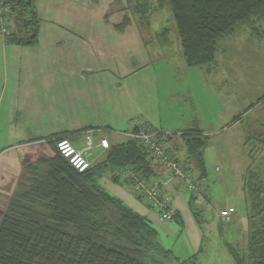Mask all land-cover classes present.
<instances>
[{
    "label": "rangeland",
    "instance_id": "rangeland-1",
    "mask_svg": "<svg viewBox=\"0 0 264 264\" xmlns=\"http://www.w3.org/2000/svg\"><path fill=\"white\" fill-rule=\"evenodd\" d=\"M89 1L95 7V15L87 11L78 15L81 21L74 14L65 16L64 24L59 21L62 25L53 22L67 35L73 33L72 28L79 30L76 32L80 36L74 33L77 37L74 41L65 38L66 41L53 44L44 41L40 43L42 46L29 47L31 113L17 118L16 114L1 116L0 121V208H4L14 193L22 159L35 140L53 135L81 136V132L88 131L86 137L91 133L94 136L90 130L107 133L110 126L104 122L109 118L105 105L127 87L121 79L129 77L132 71L138 74L146 60H151L165 81L160 80L159 89L167 124L171 128L180 126L181 130L189 125L209 138L205 150L208 184L204 187L208 199L192 203L203 236L202 252L193 264H236L231 248L243 253L253 216L247 193L251 173L260 175L258 180L263 181L264 191V50L259 48L256 54L230 57V64L223 65L230 75L222 83L218 69L208 74L200 68L188 71L180 65L183 52L168 6L158 8L157 12L150 9L144 18L134 7L136 0ZM126 21L122 31L119 27ZM254 25L264 27L260 23ZM165 30L169 32L166 42L169 44L161 41L165 40ZM162 46H166L163 56L156 59L155 50ZM232 53L234 50L229 55ZM25 62V59L17 61ZM164 65L170 66L179 85L175 83L171 88V76L163 74L169 68ZM16 69L27 77L22 68ZM73 70L78 75L74 89L63 76ZM23 97V94L19 97L20 102L24 101ZM102 138L108 137L101 136L98 143ZM182 153L177 156L182 157ZM103 181L114 183L109 175ZM225 208L235 210L230 223L220 218ZM175 239L176 234L167 240L159 233V242L167 251ZM164 263L175 264L170 258Z\"/></svg>",
    "mask_w": 264,
    "mask_h": 264
},
{
    "label": "trees",
    "instance_id": "trees-1",
    "mask_svg": "<svg viewBox=\"0 0 264 264\" xmlns=\"http://www.w3.org/2000/svg\"><path fill=\"white\" fill-rule=\"evenodd\" d=\"M36 1L3 0L6 13L0 21L3 18L7 24L5 44L32 47L39 43L42 20ZM136 2L134 7L144 18L150 9L157 12L158 8H170L189 68L211 66L223 38L257 17L264 18V0ZM126 25L127 21L119 28L123 31ZM168 34L167 30L163 33L164 44H169ZM66 136L35 140L25 153L16 189L4 208H0V264H165L167 258L175 264H193L196 256L178 261L159 242V232L149 218L132 210L101 185L109 175L116 184L125 182L134 187V181L125 176L131 171L138 179L160 182L161 193L169 197L164 192L165 182L156 177L154 169L161 163L148 149L126 138V142L110 145L100 163L79 172L57 149V142ZM157 139L198 185L206 179L205 150L209 138L201 130L191 128L182 132L180 146H167L173 137L163 133ZM180 151L182 157L177 156ZM251 174L247 193L253 216L243 253L231 248L236 264H264L263 181L258 180L261 177L255 172ZM180 185L188 193L181 182ZM202 191L199 197L188 193L192 195L191 205L200 202ZM138 199L160 218L152 204L140 195ZM170 205L172 208L171 198ZM177 216L175 211L170 221Z\"/></svg>",
    "mask_w": 264,
    "mask_h": 264
},
{
    "label": "crops",
    "instance_id": "crops-1",
    "mask_svg": "<svg viewBox=\"0 0 264 264\" xmlns=\"http://www.w3.org/2000/svg\"><path fill=\"white\" fill-rule=\"evenodd\" d=\"M89 3H91L89 0H37V12L42 20L39 44L37 45L40 46L44 41L45 44L47 42L49 44H53L55 42L66 41L64 40L65 38L68 40V42H71V40L74 41L77 38L74 36V33H76L77 36H80V34L78 35L76 32L79 30L72 28L73 33L67 35L64 29H60L59 27L55 26L53 22L62 21L63 23V21H65V16H71L74 14L78 19L77 21H81L79 20L78 15H83L87 13V11H93L91 15H95L97 13L95 7H91ZM256 23L264 25V18L257 17L253 19V21L245 24L242 27H239V29H237L233 34L223 38L216 53L215 63L211 66H203L208 68H197L202 69L208 74L218 69L220 81L222 83H226L228 81L227 75H230V73L223 65L224 63L230 64V57H233L234 55L235 57H241L243 55H249L250 53L256 54L258 53L259 48L264 50V27H255L254 24ZM59 24L62 25L60 22ZM244 29H246V31H244ZM164 47L166 46H162V48L155 50L156 59H161L164 53ZM233 50L234 53L229 55V53ZM165 51L168 52L169 50L165 49ZM150 55L151 54H149V56ZM18 59H25L26 62L23 64L17 63ZM182 59L183 60L180 65L184 67L186 66L184 56H182ZM18 66L22 68L23 71H26V78L17 72L16 68ZM164 66L169 68L167 73L163 74L171 76L172 80L169 79L171 88L175 87V83V85H179L176 80L177 77L174 75V73H172L170 66ZM186 67V70L188 71L195 69L189 68L188 66ZM63 76L64 80H67L66 83H68V86L73 87L72 89H74V85L76 84L78 77L76 71H68V73H64ZM135 77L136 79H134ZM160 77L161 76L155 69L154 64H152V61L146 60L144 63V68L138 74L132 71L129 77L121 79L127 84V87L122 89L116 97L114 96L113 98L112 96L113 100L111 103H108L104 107L105 114H108L109 116L107 121L106 118L104 119V122H107V125L110 126L106 130L108 134H104L103 131L98 132V130H90L95 133L94 137L96 145H98L99 138L103 135H106L108 138H112H109L111 145L126 142L127 139L124 137V135H122V133L128 128V121L134 118L140 119L147 125L155 128L165 135L180 134L190 129L191 126L189 127V125H187V128H184L186 130H181L179 129L180 126L171 128V126H169L170 124H167L161 104L159 87L162 80ZM72 79L74 81L70 83ZM180 81H182V79H180ZM176 87L178 88L179 86ZM22 94L24 95L22 98L24 101L20 102L19 97ZM29 112V47L24 48L22 46L16 47V45L12 46L5 44L0 35V121L1 116L13 117V115L16 114L15 118H17L20 115H29ZM81 133V136L78 135L69 137V140L73 142L77 149L84 150L86 147V134L89 133V131ZM179 141L180 140L176 136H173L172 141L168 142L167 146L171 147L173 144L177 143V145H179L181 144ZM103 151L104 149L96 147L92 152L88 153L89 161L93 165L100 163L102 160H104ZM154 169L156 172V177L162 180L163 183L165 182L166 186L164 187V192L171 198L172 208L178 212L177 219L171 221V225H169L168 222L162 221L159 218V214L150 209L146 203L139 201L138 193L132 185L125 182L119 184H110L103 180L101 181V185L107 192L120 199L132 210L142 216L149 218L160 235L167 240L176 234V239L171 244L170 250L172 251L173 257H175L178 261H187L195 256L197 258L202 252L203 236L198 222L192 212V205L190 204L192 195L184 192L180 185V181L176 179H169L167 170L164 166L161 164L159 166L156 165L154 166ZM193 172L198 178L197 172L194 170ZM206 181L207 178L201 180V183L199 184L201 191L203 190L206 192V189L204 188L208 184ZM204 192L201 200L208 199L206 193Z\"/></svg>",
    "mask_w": 264,
    "mask_h": 264
},
{
    "label": "built area",
    "instance_id": "built-area-1",
    "mask_svg": "<svg viewBox=\"0 0 264 264\" xmlns=\"http://www.w3.org/2000/svg\"><path fill=\"white\" fill-rule=\"evenodd\" d=\"M2 3L3 0H0L1 17L5 16L6 13V9L3 7ZM0 24V34L5 42L7 24L3 18H1ZM128 122V128L123 133L124 136L129 141L138 142L144 145L148 149L151 156L167 169L170 180H179L188 193L199 197L201 194L199 185L193 180V177L187 174L183 166L176 160V158L169 154L163 143L161 144L158 141L157 137L161 132L147 125L138 118L130 119ZM166 136L173 137L174 135H165V137ZM180 136L181 133L176 135L178 139ZM56 145L61 155L66 158L75 169L79 172H84L92 166V163L88 158V153L92 152L96 147H100L104 150L109 149L111 144L108 138H102L98 145H96L95 137L91 133L86 137V148L84 150L77 149L73 142L68 138L59 140ZM125 174V176L132 182L134 181V188L138 195L152 204V206L160 213V219L162 221H170L175 216V211L170 205V198L161 193L160 182L138 179L135 174L131 173V171H127ZM234 214L235 211L233 208H227L221 211L220 218L223 221L230 223L233 221Z\"/></svg>",
    "mask_w": 264,
    "mask_h": 264
}]
</instances>
